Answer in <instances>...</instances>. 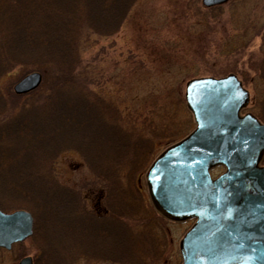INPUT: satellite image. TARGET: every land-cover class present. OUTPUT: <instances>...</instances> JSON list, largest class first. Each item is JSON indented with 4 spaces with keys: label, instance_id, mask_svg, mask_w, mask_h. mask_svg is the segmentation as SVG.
Returning a JSON list of instances; mask_svg holds the SVG:
<instances>
[{
    "label": "rangeland",
    "instance_id": "rangeland-1",
    "mask_svg": "<svg viewBox=\"0 0 264 264\" xmlns=\"http://www.w3.org/2000/svg\"><path fill=\"white\" fill-rule=\"evenodd\" d=\"M99 2L0 0V210L33 220L0 264H180L192 222L156 213L145 175L194 129L185 84L233 74L264 123V0Z\"/></svg>",
    "mask_w": 264,
    "mask_h": 264
},
{
    "label": "water",
    "instance_id": "water-1",
    "mask_svg": "<svg viewBox=\"0 0 264 264\" xmlns=\"http://www.w3.org/2000/svg\"><path fill=\"white\" fill-rule=\"evenodd\" d=\"M227 1L201 0V5ZM40 82V74L29 73L13 91L22 95ZM183 90L194 129L149 166V199L166 219L193 221L178 245L180 264H264V124L240 115L249 94L233 74L194 78ZM217 167L223 172L212 178ZM31 225L24 210H0V248L27 238Z\"/></svg>",
    "mask_w": 264,
    "mask_h": 264
},
{
    "label": "flooded vegetation",
    "instance_id": "flooded-vegetation-1",
    "mask_svg": "<svg viewBox=\"0 0 264 264\" xmlns=\"http://www.w3.org/2000/svg\"><path fill=\"white\" fill-rule=\"evenodd\" d=\"M249 94V93H248ZM248 100H249V97H248ZM249 102V101H248ZM248 105V104H247ZM245 109H247V106L244 108V110ZM244 110H242V112H241V115H243V114H251V113H243L244 112ZM252 115V114H251ZM252 117H255L254 115L252 116ZM260 123H262V124H264L262 121H260L257 117H255ZM263 158H264V153H263V156H262ZM263 158H262V161H263ZM220 170H221V172L220 173H222V171H223V168L222 167H220ZM98 203L97 204H95L94 206V208H97L98 206ZM98 213L99 214H97V213H95L94 211L92 212V214L94 215V217H95V219L96 218H103V216H104V214H105V210H103L102 209V213L100 212V211H98ZM83 221H82V225H83ZM83 226H85V225H83ZM32 229H33V220H32V225H31V230H30V235H29V237L32 235ZM29 258L31 259V264H34V262H35V258H32V257H30L29 256Z\"/></svg>",
    "mask_w": 264,
    "mask_h": 264
},
{
    "label": "trees",
    "instance_id": "trees-1",
    "mask_svg": "<svg viewBox=\"0 0 264 264\" xmlns=\"http://www.w3.org/2000/svg\"><path fill=\"white\" fill-rule=\"evenodd\" d=\"M93 2H96V0H92ZM99 1H101V2H99ZM97 2H99V3H102V0H97ZM111 7V6H110ZM219 8V6H216V7H213V8H211V9H209L210 11L211 10H215V9H218ZM111 11H112V8L110 9ZM70 18V17H69ZM202 19H204L205 21H207V20H211L210 22H212V21H215V22H218L219 21V19H218V16L217 17H214V16H211V15H208V14H206V15H204L203 16V18ZM211 28V27H210ZM142 211H143V215H144V209H142ZM97 219H99V218H96V220ZM112 225V224H111ZM109 230L111 231V228H109Z\"/></svg>",
    "mask_w": 264,
    "mask_h": 264
}]
</instances>
